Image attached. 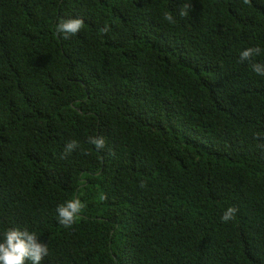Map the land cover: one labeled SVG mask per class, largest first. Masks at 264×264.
<instances>
[{"label": "trees", "instance_id": "16d2710c", "mask_svg": "<svg viewBox=\"0 0 264 264\" xmlns=\"http://www.w3.org/2000/svg\"><path fill=\"white\" fill-rule=\"evenodd\" d=\"M253 63L264 0H0V242L35 233L41 264H264Z\"/></svg>", "mask_w": 264, "mask_h": 264}, {"label": "clouds", "instance_id": "9594fccd", "mask_svg": "<svg viewBox=\"0 0 264 264\" xmlns=\"http://www.w3.org/2000/svg\"><path fill=\"white\" fill-rule=\"evenodd\" d=\"M244 4H249L250 0H243ZM185 8L191 7V5H185ZM186 13L181 11L180 15L183 16ZM169 22H173L171 15H165L164 17ZM84 21L82 19H69L56 25L57 33L64 36L67 39L69 36L76 35L83 27ZM102 31L107 32L105 27ZM261 49L259 47H250L243 50L240 53L239 59L241 62L251 60L254 56L259 55ZM252 70L258 75L264 76V65L259 63L252 64ZM89 141L100 150L105 147V140L103 137H90ZM76 141L67 142L63 155L70 154L77 148ZM105 197H101L104 199ZM85 205L81 202L79 196L67 201L66 203L57 207V213L59 223L66 228H70L74 225L79 218V214L83 211ZM238 209L234 206L228 207L221 216L223 222L232 220ZM48 255V246L45 243H41L35 233L29 232L27 229H8L4 234V239L0 242V264H26L30 261L31 264H41V261Z\"/></svg>", "mask_w": 264, "mask_h": 264}]
</instances>
